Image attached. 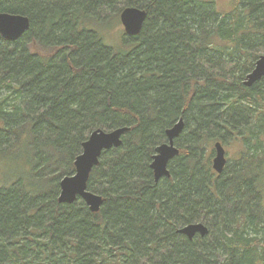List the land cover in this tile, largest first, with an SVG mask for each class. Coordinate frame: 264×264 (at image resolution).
I'll list each match as a JSON object with an SVG mask.
<instances>
[{
	"label": "trees",
	"instance_id": "1",
	"mask_svg": "<svg viewBox=\"0 0 264 264\" xmlns=\"http://www.w3.org/2000/svg\"><path fill=\"white\" fill-rule=\"evenodd\" d=\"M126 6L146 17L119 47L84 27ZM0 12L29 19L18 39L0 35V157L21 148L31 178L0 181V264H264V76L243 83L264 54V0L224 14L215 0H0ZM180 118L155 181V148ZM123 126L87 180L99 210L59 202L87 135ZM227 139L243 149L216 173L211 142ZM193 222L208 232L177 231Z\"/></svg>",
	"mask_w": 264,
	"mask_h": 264
},
{
	"label": "water",
	"instance_id": "2",
	"mask_svg": "<svg viewBox=\"0 0 264 264\" xmlns=\"http://www.w3.org/2000/svg\"><path fill=\"white\" fill-rule=\"evenodd\" d=\"M146 17L145 9L126 6L119 12V20L126 35H137ZM29 27L28 17L21 14L0 12V35L9 41L18 39ZM264 76V54L254 61V66L245 76L243 83L250 86ZM128 128L117 127L105 131L103 129L92 130L81 144V151L74 159V173L62 176L59 181L58 201L61 203H73L80 198L92 212H97L102 203V197L87 188V180L92 168L97 165L103 151L117 148L121 145V136ZM183 121L180 118L165 132L167 140L157 145L152 156L150 168L155 181L161 177H168V163L178 154L179 149L174 139L181 133ZM214 154L211 166L216 173H220L226 163L225 150L222 143L216 140L213 143ZM191 239L195 234L204 236L208 229L202 222H193L180 227L177 230Z\"/></svg>",
	"mask_w": 264,
	"mask_h": 264
},
{
	"label": "rangeland",
	"instance_id": "3",
	"mask_svg": "<svg viewBox=\"0 0 264 264\" xmlns=\"http://www.w3.org/2000/svg\"><path fill=\"white\" fill-rule=\"evenodd\" d=\"M215 8L219 13L222 14L229 12L233 8V0H215ZM119 12L120 11L115 10V13L118 14L117 16L114 15L112 9H104V11L100 12L99 14L100 17L107 18L106 21L101 22L95 18H89L84 21V27L86 29L96 30L105 39L104 41L106 44L119 47L121 45L122 34L124 33L123 27L119 20ZM214 142V140L211 142L212 148ZM221 143L225 150L226 164L227 162L233 163L234 160L238 158L240 150L243 149V145L238 139L222 140ZM23 165H28V158L21 153V148L18 150H11L8 153L2 155L0 157V181L6 182L8 179L15 178L22 174H28L22 167ZM24 178L28 181L31 179L29 174L25 175ZM93 192L97 194L100 193L98 189Z\"/></svg>",
	"mask_w": 264,
	"mask_h": 264
}]
</instances>
